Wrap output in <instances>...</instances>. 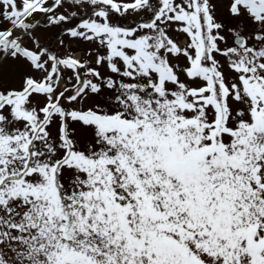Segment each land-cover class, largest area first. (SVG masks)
I'll use <instances>...</instances> for the list:
<instances>
[{"label": "snow or ice", "instance_id": "snow-or-ice-1", "mask_svg": "<svg viewBox=\"0 0 264 264\" xmlns=\"http://www.w3.org/2000/svg\"><path fill=\"white\" fill-rule=\"evenodd\" d=\"M0 264H264V0H0Z\"/></svg>", "mask_w": 264, "mask_h": 264}, {"label": "rangeland", "instance_id": "rangeland-1", "mask_svg": "<svg viewBox=\"0 0 264 264\" xmlns=\"http://www.w3.org/2000/svg\"><path fill=\"white\" fill-rule=\"evenodd\" d=\"M51 31H55V29H52ZM46 35L50 37V33L49 34H46Z\"/></svg>", "mask_w": 264, "mask_h": 264}]
</instances>
